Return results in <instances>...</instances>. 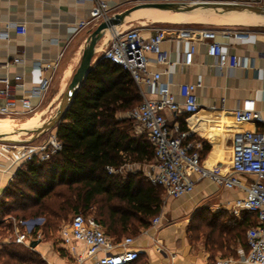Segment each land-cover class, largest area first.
<instances>
[{"label": "crops", "instance_id": "crops-1", "mask_svg": "<svg viewBox=\"0 0 264 264\" xmlns=\"http://www.w3.org/2000/svg\"><path fill=\"white\" fill-rule=\"evenodd\" d=\"M104 1L113 9L114 15L140 4L132 0ZM195 1L250 2L249 0ZM94 5V0H0V62L13 57L23 59L18 65L1 68L0 76L20 74L23 77V86L18 88V96L29 95L30 90L41 82L43 76L52 75L50 87L44 98L32 96L31 99L34 103H39V110L46 111L50 108L54 112L57 110L59 97L81 63L90 33L97 27L89 25L78 29L76 23L88 19ZM201 16H210L215 23H201ZM254 19L242 16H220L198 10L167 9L135 16L119 25L121 28L139 27L145 37H149L155 28L167 29L162 49L168 52L169 63L165 65L151 63L150 70L161 72L163 86L169 87L177 94L182 83L197 85L199 111L191 116L187 114L174 116L166 112V117L169 127L174 132L177 129L192 130L193 136L190 140L201 143L200 153L204 165L208 168L217 165L226 169L230 167L232 139L237 131L248 128L264 131V29L258 28L259 26H247V24L263 25ZM15 24L26 25V33H16ZM202 24L208 25L205 27L206 25ZM189 26L219 30L221 34L218 40L222 42L226 51L238 56L239 67L219 69L208 43H200L192 64L186 65L183 58L189 43L179 39L177 29ZM195 36L199 37L198 34ZM110 40L111 36L108 38L103 36L97 41L92 65L102 57ZM149 56L153 57V54ZM57 60L59 64L55 71L40 68ZM146 92L148 97L158 96L153 90L146 89ZM237 108L259 111L262 121L255 125L230 123L231 121L227 120H233V112ZM127 113L118 112L117 116L121 118L124 117L123 115L127 116ZM53 131L56 129L54 128ZM138 132L134 125L132 135L134 137L144 135ZM43 142L45 141L38 144ZM19 153L20 148L0 143V199L17 171L23 166L24 159L18 158ZM151 161L141 163L142 168H136L137 163L127 164L120 173L122 177H126L128 174L137 173L140 169L144 180L148 182L147 174ZM193 179L195 189L190 194L173 198L167 196L164 191L161 212L157 215L161 220L157 225L152 223L154 217L150 226L141 228L137 235L123 236V238L132 237L131 248L140 253L135 264H209L220 258L222 253L217 252L214 255L206 247L203 236L197 239L194 235L207 219L212 217L219 222H227L230 217L240 221L242 214L236 216L232 213L231 207L235 199L243 196V192L236 188L221 187L208 178L201 179L197 174ZM35 218L38 219L37 226L44 222L42 217ZM38 234L32 237L29 246H25L38 252L47 264L73 263L72 255L62 245L61 240L44 239L40 232ZM33 241L38 243L31 247ZM232 247L238 253L240 250L245 251L239 243ZM90 262L91 259L87 264Z\"/></svg>", "mask_w": 264, "mask_h": 264}, {"label": "built area", "instance_id": "built-area-1", "mask_svg": "<svg viewBox=\"0 0 264 264\" xmlns=\"http://www.w3.org/2000/svg\"><path fill=\"white\" fill-rule=\"evenodd\" d=\"M95 5L88 19L76 23L78 29L89 25L98 26L103 21H109L113 9L104 0H94ZM264 0H251L252 3L262 4ZM134 3H156L163 0H132ZM18 34H25L26 25L15 24ZM166 28L158 27L149 37H145L139 27L123 29L115 26L110 29L111 40L102 53V58L119 64L128 70L142 95V101L133 107L127 117L133 120L141 134H144L154 150L153 160L149 163L148 180L164 189L169 197L179 198L190 194L195 189L194 175L208 178L213 183L227 188L239 189L243 196L235 199L231 211L236 216L243 212L254 215L255 224L246 232L248 251L240 250L237 257L217 258L209 264H264V131L248 128L237 131L232 139V159L228 169L217 165L208 168L203 163L200 153L201 143L190 140L193 136L191 129L169 127L166 112L174 116L193 115L200 109L195 83L180 84L178 94L163 86L161 72H152L151 63L168 64V52L162 49ZM179 39L187 41L189 47L184 51L183 62L190 65L200 43H208L216 58L219 69H235L240 61L236 54L226 51L218 40L221 32L214 28L183 27L178 28ZM196 34L199 35L196 38ZM149 54H153L150 57ZM23 62L21 57H13L0 62L1 68H8ZM58 60L47 63L41 69L49 68L55 71ZM53 76H43L41 82L30 90L29 95L18 96V88L23 86L20 74L0 76V117H19L35 113L39 103L32 101V96L44 98ZM146 89L155 91V98L148 97ZM233 120L237 125L253 124L262 121L259 111L237 108L233 112ZM20 148L18 158L24 162L36 160L45 161L56 155L62 148V142L56 131L51 132L49 139L41 144L12 145ZM109 173L116 172L113 167H107ZM122 168L118 169L121 171ZM13 241L18 244L30 245L32 231L38 224L37 218L15 219ZM161 220L156 216L152 223L157 225ZM38 236H40L38 234ZM61 243L72 255V264H132L140 253L131 248L132 237L115 241L108 236L97 219L92 215L75 214L71 221L65 223L59 231ZM82 247V248H81ZM208 264V263H207Z\"/></svg>", "mask_w": 264, "mask_h": 264}, {"label": "trees", "instance_id": "trees-1", "mask_svg": "<svg viewBox=\"0 0 264 264\" xmlns=\"http://www.w3.org/2000/svg\"><path fill=\"white\" fill-rule=\"evenodd\" d=\"M141 101L128 70L102 57L92 65L55 127L61 150L45 161L24 162L0 199V264H47L38 252L13 241V218H44L32 237L40 232L45 239L54 238L63 221L78 213L93 215L115 241L150 226L161 212L164 189L145 181L141 171L126 177L118 171L154 157L146 136L132 135L133 120L117 116ZM109 166L117 171L109 173ZM253 216L243 212L240 221L230 217L227 222L209 218L194 236H203L220 258L237 257L232 246L239 243L248 251Z\"/></svg>", "mask_w": 264, "mask_h": 264}, {"label": "water", "instance_id": "water-1", "mask_svg": "<svg viewBox=\"0 0 264 264\" xmlns=\"http://www.w3.org/2000/svg\"><path fill=\"white\" fill-rule=\"evenodd\" d=\"M206 10V11H247L258 12L264 14V4L252 2H224V1H163L156 3H140L131 9L114 15L109 21H103L94 29L86 42L83 57L79 67L74 73L70 83L62 91L59 99L60 103L56 113L40 128L28 138H13L0 134V143L12 145H27L31 144L48 131L54 129L57 124L63 119L69 105L73 101L83 81L89 74L92 67V57L95 51V45L100 40L107 30L112 27L119 26L125 21L134 17L135 14L142 10ZM38 241H33L31 247H34Z\"/></svg>", "mask_w": 264, "mask_h": 264}, {"label": "rangeland", "instance_id": "rangeland-1", "mask_svg": "<svg viewBox=\"0 0 264 264\" xmlns=\"http://www.w3.org/2000/svg\"><path fill=\"white\" fill-rule=\"evenodd\" d=\"M249 1H251V0H249ZM255 3V2H254ZM262 4H264V1H262ZM259 18V19H258ZM258 18H255L254 20L255 21H258V22H260V23H262L263 25H249V24H247V26H259L258 28H262V29H264V16H261V17H258ZM200 21H201V23H215V21H214V19H212L210 16H201V18H200ZM202 25H206L205 27H207V25L208 24H202ZM127 27H124L123 29H126ZM44 110H39V111H37V112H35V113H31V114H28V115H22V116H19V117H8L7 118V116H3V117H1L2 119L4 118V117H6V120H9V121H11V122H15V123H18V122H21V121H24V120H28L29 118H35V119H39L37 122H36V124H39V122H40V124H43V123H45V122H47L51 117H53L54 116V114L56 113V111L54 112V111H52V109L50 108V109H48V110H46V111H44ZM124 117L126 116V115H123ZM10 118V119H9ZM5 119V118H4ZM134 124V123H133ZM135 125V124H134ZM16 128V129H15ZM37 129V127L36 128H33V129H31V130H28V131H20V130H18V128L17 127H13V129H10L9 131H0V133H9L8 135H4V136H8V137H13V138H28V137H30L33 133H34V131ZM53 131V129L52 130H50V131H48L47 133H45L44 135H42L40 138H38L36 141H34L33 143H31V144H38V143H40L41 141H47L48 139H49V137H50V135H51V132ZM139 133V132H138ZM140 134V133H139ZM138 164V165H137ZM136 164V168L138 167V168H142L143 167V165H141V163H137ZM135 167H133L134 169H136ZM138 171H141L142 172V170H140V169H138ZM143 173V172H142ZM72 216L73 215H70L69 217H68V219L67 220H65V221H63V223H62V226L65 224V223H68V222H70L71 221V219H72ZM93 216V215H92ZM30 219V218H29ZM54 238H52L53 240H55V239H58V240H61L60 239V236H59V232H57V233H55L54 234ZM44 239H45V237H44ZM47 239V238H46ZM49 239V238H48Z\"/></svg>", "mask_w": 264, "mask_h": 264}, {"label": "bare ground", "instance_id": "bare-ground-1", "mask_svg": "<svg viewBox=\"0 0 264 264\" xmlns=\"http://www.w3.org/2000/svg\"><path fill=\"white\" fill-rule=\"evenodd\" d=\"M152 11H155V10L154 9L142 10V11L138 12L137 14H135L134 17L139 16V15L144 16V15H147L148 13H150ZM198 11H202V12H206V13L214 14V15H220V16H240V17L242 16V17H250V18H256L258 16H264V14H262V13L247 12V11H219V10H217V11L198 10ZM110 35H111L110 30H107L104 34V36H106L107 38L110 37ZM38 120L39 119H35L33 117V118H29L28 120H24V121L15 123V122H11L9 120L0 118V131H3V130L9 131L10 129H13V127H17L18 130H20V131H28V130H31V129L36 128V127L38 128L41 125V124H36V122ZM227 121H231L230 123H232V124L234 123V120H231V119H228ZM0 134L1 135H8L9 133H0Z\"/></svg>", "mask_w": 264, "mask_h": 264}]
</instances>
